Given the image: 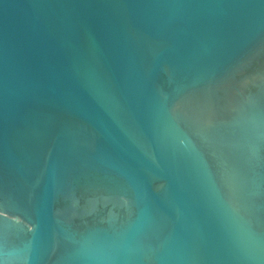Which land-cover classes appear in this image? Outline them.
<instances>
[{
	"label": "water",
	"instance_id": "1",
	"mask_svg": "<svg viewBox=\"0 0 264 264\" xmlns=\"http://www.w3.org/2000/svg\"><path fill=\"white\" fill-rule=\"evenodd\" d=\"M0 264H264V0H0Z\"/></svg>",
	"mask_w": 264,
	"mask_h": 264
}]
</instances>
